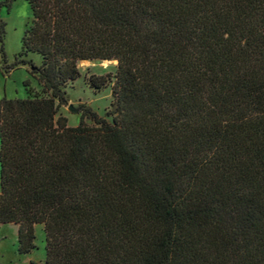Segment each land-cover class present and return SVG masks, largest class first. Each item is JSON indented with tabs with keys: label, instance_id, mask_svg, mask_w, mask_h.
Here are the masks:
<instances>
[{
	"label": "trees",
	"instance_id": "trees-1",
	"mask_svg": "<svg viewBox=\"0 0 264 264\" xmlns=\"http://www.w3.org/2000/svg\"><path fill=\"white\" fill-rule=\"evenodd\" d=\"M25 1L8 69L27 65L44 96L0 99L17 253L42 225L29 264H264V0ZM94 60L117 64L86 79L111 84L110 121L81 106L68 127L64 89Z\"/></svg>",
	"mask_w": 264,
	"mask_h": 264
},
{
	"label": "rangeland",
	"instance_id": "rangeland-1",
	"mask_svg": "<svg viewBox=\"0 0 264 264\" xmlns=\"http://www.w3.org/2000/svg\"><path fill=\"white\" fill-rule=\"evenodd\" d=\"M2 0H0L1 2ZM0 19L5 23L3 50L5 60L0 54V99L3 97L32 98L43 97L41 88L36 81V77L30 74L27 65H20L13 69H8L16 55L21 49V38L24 31L31 25L32 14L25 0H14L9 10L0 8ZM26 60L31 59L35 64L40 63L38 56L28 54ZM116 61H80L77 64L80 77L73 83H69L65 90L67 103L61 106L58 115L66 118L68 127L78 125L81 116V106L91 108L99 116L106 117L110 110L111 84L99 91L90 89L86 84L87 77L94 75H113L116 70ZM7 68L8 73L4 74L3 69ZM3 68V69H2ZM27 81L28 85H24ZM78 109V112H71L68 107ZM35 246L30 254L20 255L17 253V228L14 225H0V264H29L30 261L43 263L45 259V236L42 225L35 226Z\"/></svg>",
	"mask_w": 264,
	"mask_h": 264
},
{
	"label": "water",
	"instance_id": "water-1",
	"mask_svg": "<svg viewBox=\"0 0 264 264\" xmlns=\"http://www.w3.org/2000/svg\"><path fill=\"white\" fill-rule=\"evenodd\" d=\"M68 109H69L71 112H78V109H75V108H73L72 106H69Z\"/></svg>",
	"mask_w": 264,
	"mask_h": 264
}]
</instances>
